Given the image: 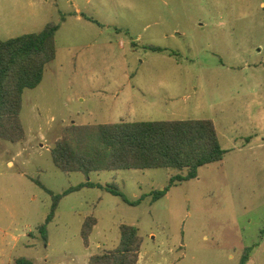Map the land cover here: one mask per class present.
Returning <instances> with one entry per match:
<instances>
[{"label": "rangeland", "instance_id": "obj_1", "mask_svg": "<svg viewBox=\"0 0 264 264\" xmlns=\"http://www.w3.org/2000/svg\"><path fill=\"white\" fill-rule=\"evenodd\" d=\"M49 22L57 55L24 92L26 138L0 140V264H89L118 247L122 224L143 238L138 264H239L246 248L247 264H264V0H0V40ZM179 120H211L226 154L155 202L181 172L86 178L53 162L70 124ZM88 181L44 238L53 200L37 182L59 195Z\"/></svg>", "mask_w": 264, "mask_h": 264}, {"label": "trees", "instance_id": "obj_2", "mask_svg": "<svg viewBox=\"0 0 264 264\" xmlns=\"http://www.w3.org/2000/svg\"><path fill=\"white\" fill-rule=\"evenodd\" d=\"M60 26L49 22L37 33L0 40V140L19 143L26 138L21 120L23 95L43 81L46 67L56 59V34ZM53 162L63 173H82L86 178L95 172L124 170L174 169L180 174L170 179L163 190L152 193L155 202L164 197L171 186L194 179L201 167L220 162L226 151L211 120H179L159 122H125L80 126L70 124L62 130L52 151ZM52 196L51 211L40 232L47 237L48 225L54 220L60 202L67 195L85 187L86 182L62 194ZM112 194L120 193L108 189ZM141 199L130 202L137 206ZM98 220L86 218L81 235L86 247ZM143 238L136 226H120V242L112 251H102L89 258V264H138ZM252 248H246L239 264H247ZM18 264H30L19 259Z\"/></svg>", "mask_w": 264, "mask_h": 264}, {"label": "crops", "instance_id": "obj_3", "mask_svg": "<svg viewBox=\"0 0 264 264\" xmlns=\"http://www.w3.org/2000/svg\"><path fill=\"white\" fill-rule=\"evenodd\" d=\"M47 68V67H46Z\"/></svg>", "mask_w": 264, "mask_h": 264}]
</instances>
